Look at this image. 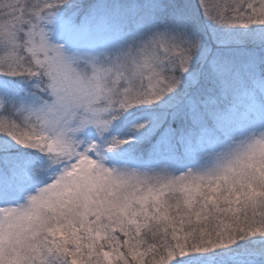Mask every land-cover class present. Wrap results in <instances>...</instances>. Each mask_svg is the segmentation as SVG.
<instances>
[{
  "label": "snow or ice",
  "instance_id": "1",
  "mask_svg": "<svg viewBox=\"0 0 264 264\" xmlns=\"http://www.w3.org/2000/svg\"><path fill=\"white\" fill-rule=\"evenodd\" d=\"M0 264H264V0H0Z\"/></svg>",
  "mask_w": 264,
  "mask_h": 264
}]
</instances>
